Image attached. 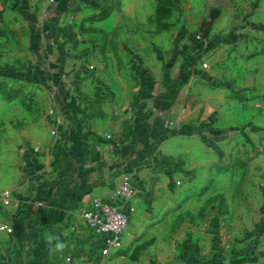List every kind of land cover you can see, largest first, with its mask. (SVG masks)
Listing matches in <instances>:
<instances>
[{
	"label": "rangeland",
	"instance_id": "obj_1",
	"mask_svg": "<svg viewBox=\"0 0 264 264\" xmlns=\"http://www.w3.org/2000/svg\"><path fill=\"white\" fill-rule=\"evenodd\" d=\"M139 40L169 46L152 48L159 79L143 57L131 70L168 114L146 205L111 259L264 264V0H0V107L40 104L46 42L99 58Z\"/></svg>",
	"mask_w": 264,
	"mask_h": 264
},
{
	"label": "crops",
	"instance_id": "obj_2",
	"mask_svg": "<svg viewBox=\"0 0 264 264\" xmlns=\"http://www.w3.org/2000/svg\"><path fill=\"white\" fill-rule=\"evenodd\" d=\"M58 43L46 42L45 52L51 44L57 52L38 60L40 104L0 107V187L14 193L2 220L15 229L0 231V264H101L102 235L83 210L128 181L137 188L138 211L154 175L148 159L155 122L168 113L155 95L143 97L131 70L143 57L159 79L152 48L167 57L169 46L139 40L123 44L132 56L109 51L96 58L94 44L79 57L77 43ZM112 255L106 264H124Z\"/></svg>",
	"mask_w": 264,
	"mask_h": 264
},
{
	"label": "built area",
	"instance_id": "obj_3",
	"mask_svg": "<svg viewBox=\"0 0 264 264\" xmlns=\"http://www.w3.org/2000/svg\"><path fill=\"white\" fill-rule=\"evenodd\" d=\"M137 188L130 182H121L111 193L98 195L91 199L83 210L85 222L102 235L99 261L106 264L111 253L121 247L124 234L131 223L137 207ZM14 193L11 189L0 187V231L14 233L10 222L3 221L5 210L12 206ZM92 264H98L94 262Z\"/></svg>",
	"mask_w": 264,
	"mask_h": 264
}]
</instances>
